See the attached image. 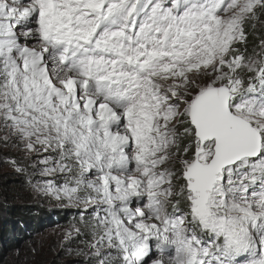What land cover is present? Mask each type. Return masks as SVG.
<instances>
[{
  "label": "snow or ice",
  "instance_id": "6c2138e0",
  "mask_svg": "<svg viewBox=\"0 0 264 264\" xmlns=\"http://www.w3.org/2000/svg\"><path fill=\"white\" fill-rule=\"evenodd\" d=\"M0 163L63 264H264V0H0Z\"/></svg>",
  "mask_w": 264,
  "mask_h": 264
},
{
  "label": "trees",
  "instance_id": "16d2710c",
  "mask_svg": "<svg viewBox=\"0 0 264 264\" xmlns=\"http://www.w3.org/2000/svg\"><path fill=\"white\" fill-rule=\"evenodd\" d=\"M17 198L0 195V264H24L33 244L40 250L34 257L28 255L27 264H63L67 258L55 255L56 244L47 243L45 230L65 224L67 215L60 211L52 214L54 208L40 206L26 196ZM16 249L20 251V259L15 255Z\"/></svg>",
  "mask_w": 264,
  "mask_h": 264
},
{
  "label": "rangeland",
  "instance_id": "374dc122",
  "mask_svg": "<svg viewBox=\"0 0 264 264\" xmlns=\"http://www.w3.org/2000/svg\"><path fill=\"white\" fill-rule=\"evenodd\" d=\"M5 173H7L8 175L5 176L4 175ZM16 184L18 185L17 188L15 187ZM0 195L4 196L5 198L15 197L16 199H19L17 197H19L20 195H23V196H26L29 200H32V202L34 201V202L40 203L39 204L40 206L47 207L49 209L54 208V211H52V214L53 212L60 211L61 214H63L64 212L54 206L55 205L54 201L50 202L47 200H42L41 198L37 197L28 186L20 184L18 179L12 174L11 169L8 167V165L4 163H0ZM64 214L67 215V213L65 212ZM55 228L56 226H53L45 230L46 239L48 240L47 243H51L53 241V243L56 244L57 236L54 234ZM54 251L57 253V248Z\"/></svg>",
  "mask_w": 264,
  "mask_h": 264
}]
</instances>
